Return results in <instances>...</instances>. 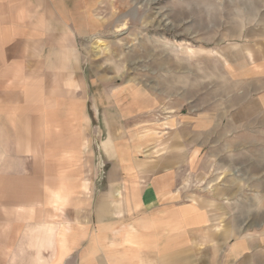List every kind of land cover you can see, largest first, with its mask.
<instances>
[{"label": "crops", "instance_id": "crops-1", "mask_svg": "<svg viewBox=\"0 0 264 264\" xmlns=\"http://www.w3.org/2000/svg\"><path fill=\"white\" fill-rule=\"evenodd\" d=\"M97 1L0 0L1 117L29 116L42 134L44 123L57 131L51 124L57 112L78 117L77 100L71 97L64 107L58 85L86 82L77 43L79 35L104 27L103 21L81 25ZM83 4L86 11H80ZM243 19L247 37L261 41L231 45L229 101H215L214 111L200 103L194 114L184 106L164 109L167 115L157 117L153 130L156 137L163 133L156 146L152 141L156 156L137 159L129 149L124 164L122 153H112L92 211L68 204L71 189L46 188L51 205L61 209L52 243L58 264H264V0H247ZM148 106L137 89L127 110ZM40 148L31 172L39 180H51V173L59 180L64 173L57 165L75 158L73 147ZM52 160L56 171L48 172ZM192 166L200 181L224 182L192 200L176 188L181 173L184 182L195 172Z\"/></svg>", "mask_w": 264, "mask_h": 264}, {"label": "rangeland", "instance_id": "rangeland-1", "mask_svg": "<svg viewBox=\"0 0 264 264\" xmlns=\"http://www.w3.org/2000/svg\"><path fill=\"white\" fill-rule=\"evenodd\" d=\"M85 7L80 5V11H86ZM246 14L247 0L96 2L90 19L81 25L87 28L103 21L104 27L100 23L94 33L82 32L77 43L87 83L58 85L64 107L71 97L77 100L78 117L57 112L51 121L57 131L44 123L46 132L42 134L35 132L29 116H0V264H58L52 256V243L61 209L51 205L46 188L71 189L75 195L68 204L92 211L104 190L112 153H122L124 164L128 163L124 152L129 149L127 154L137 159L156 156L158 149L152 146L163 133L156 137L153 130L158 127L157 117L167 115L164 109L184 106L194 114L200 103L214 111L215 101H229L226 72L231 45L255 40L245 34L249 28L243 19ZM255 41L258 44L261 39ZM137 89L150 106L135 113L127 107ZM160 95L164 99L159 103L156 97ZM40 143L59 151L73 147L75 158L66 153L70 159L57 165L64 173L59 180L53 179L57 177L53 173L47 175L51 180H39L38 173L31 172L36 168L32 158L41 150ZM44 150L42 146L40 152ZM192 168L195 172L190 178L187 174L183 182L181 173L176 186L189 191L192 200H197L194 195L199 192L204 194L201 189L224 182L200 181L197 166ZM46 169L55 172L56 163L50 161ZM66 264L78 263L70 260Z\"/></svg>", "mask_w": 264, "mask_h": 264}]
</instances>
